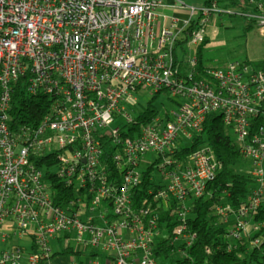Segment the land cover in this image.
<instances>
[{
	"label": "built area",
	"instance_id": "obj_1",
	"mask_svg": "<svg viewBox=\"0 0 264 264\" xmlns=\"http://www.w3.org/2000/svg\"><path fill=\"white\" fill-rule=\"evenodd\" d=\"M236 1L245 9L215 0H0V264L56 254L69 264H160L165 240L189 264L192 207L221 165L205 139L182 150L212 114L253 181L240 205L222 197L212 209L229 249L261 245L253 219L264 205V68L243 60L199 70L198 56L184 54L218 15H241L264 33V1ZM17 88L48 99L40 120L15 124ZM54 181L67 191L56 193Z\"/></svg>",
	"mask_w": 264,
	"mask_h": 264
},
{
	"label": "trees",
	"instance_id": "obj_2",
	"mask_svg": "<svg viewBox=\"0 0 264 264\" xmlns=\"http://www.w3.org/2000/svg\"><path fill=\"white\" fill-rule=\"evenodd\" d=\"M212 1L207 0V4H210ZM215 1L221 7H229L235 10L245 9L236 0ZM248 20L255 23L253 20ZM193 27L185 31L179 40L181 45L188 40ZM207 42L208 38L206 37L199 45V70L209 68L205 67L201 61V50ZM254 64L257 67L264 68V60L256 61ZM48 102V99L42 95L29 96L24 90L17 88L13 96L11 110L15 124L18 122H36L40 120L46 111ZM150 110L148 107L149 113L152 112ZM204 139L214 150L221 165V170L217 178L209 184L208 191L210 194H206L201 199L196 200L192 207L193 215L190 218V224L196 230L197 238L194 245L188 249L189 264H264V241L258 246L250 242L242 245L235 243L237 248L229 249L230 239L226 235L227 225L212 209V206L222 197H226L224 201L231 203L232 206L240 205L246 193L253 187L252 179L248 178L241 171V155L234 140L224 133L220 115H210L204 123L202 136L196 137L193 146L184 148L182 152H192L204 142ZM53 187L56 189V193H65L67 191V188L58 181H54ZM253 220L256 224L260 225L257 235L264 236V205ZM159 245L160 249L161 247L164 248V258H167L171 244L165 240ZM206 247L210 248V253L206 251Z\"/></svg>",
	"mask_w": 264,
	"mask_h": 264
},
{
	"label": "rangeland",
	"instance_id": "obj_3",
	"mask_svg": "<svg viewBox=\"0 0 264 264\" xmlns=\"http://www.w3.org/2000/svg\"><path fill=\"white\" fill-rule=\"evenodd\" d=\"M240 10V9H239ZM208 42L202 47L201 61L205 67L225 69L232 61H261L264 60V33H261L255 23L237 14H222L216 17L214 25L207 29ZM199 45H192L186 50V57L190 59L198 56ZM150 93H141V103L150 99ZM165 96L162 95L155 105L162 112ZM191 145L190 141L186 142ZM180 242H176V247ZM55 251L58 246L54 244ZM185 254L174 251L167 258H159L160 264H183Z\"/></svg>",
	"mask_w": 264,
	"mask_h": 264
},
{
	"label": "crops",
	"instance_id": "obj_4",
	"mask_svg": "<svg viewBox=\"0 0 264 264\" xmlns=\"http://www.w3.org/2000/svg\"><path fill=\"white\" fill-rule=\"evenodd\" d=\"M43 264H69L68 257L64 254H56Z\"/></svg>",
	"mask_w": 264,
	"mask_h": 264
}]
</instances>
